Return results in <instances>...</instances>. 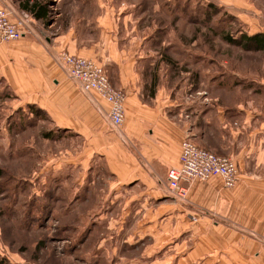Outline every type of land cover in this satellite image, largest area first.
<instances>
[{"label":"rangeland","instance_id":"rangeland-1","mask_svg":"<svg viewBox=\"0 0 264 264\" xmlns=\"http://www.w3.org/2000/svg\"><path fill=\"white\" fill-rule=\"evenodd\" d=\"M28 1L45 16L25 8ZM9 2L23 10L31 29L26 34L37 35L36 27L50 42L73 33L93 43L105 28L118 29L124 39L166 38L158 52L173 62L165 67L173 93L184 85L190 120L204 98L212 104L250 101L248 107L264 112V50L247 41L264 35V0ZM98 96H88L97 109L103 104ZM69 122L16 93L0 76V255L12 264H175L165 263L171 245L158 244L145 231L152 222L143 220V209L115 196L104 142L77 135ZM180 239L179 233L174 240Z\"/></svg>","mask_w":264,"mask_h":264},{"label":"crops","instance_id":"crops-1","mask_svg":"<svg viewBox=\"0 0 264 264\" xmlns=\"http://www.w3.org/2000/svg\"><path fill=\"white\" fill-rule=\"evenodd\" d=\"M0 4L10 7L14 19L24 13L9 0ZM32 30L38 36L25 33L0 44V76L58 120H70L77 135L104 142L115 196L143 209V220L152 222L145 231L158 244L171 245L165 263L264 264V112L248 107L250 101L212 104L204 98L190 120L184 85L173 93L165 70L173 62L158 52V44L166 48V38L124 39L118 29L105 28L103 38L93 43L73 33L50 42L36 27ZM64 50L99 62L112 84L127 94L125 121L116 133L58 64L55 56ZM186 138L234 158L236 185L228 187L213 176L191 183L185 199L175 196L167 173L179 164ZM179 233L180 241L174 240Z\"/></svg>","mask_w":264,"mask_h":264},{"label":"built area","instance_id":"built-area-1","mask_svg":"<svg viewBox=\"0 0 264 264\" xmlns=\"http://www.w3.org/2000/svg\"><path fill=\"white\" fill-rule=\"evenodd\" d=\"M27 30L31 29L23 14L14 19L10 7L0 4V44L21 39ZM55 59L85 95L95 92L102 98L105 105L96 104L99 111L114 129L120 130L125 121L127 94L112 84L106 68L92 58L66 50L56 54ZM167 176L169 190L185 199L191 183L213 176L222 177L226 186L234 187L239 179V167L231 156L216 154L186 138L179 164L171 167Z\"/></svg>","mask_w":264,"mask_h":264},{"label":"trees","instance_id":"trees-1","mask_svg":"<svg viewBox=\"0 0 264 264\" xmlns=\"http://www.w3.org/2000/svg\"><path fill=\"white\" fill-rule=\"evenodd\" d=\"M25 8L29 9V11H32L37 15V17H44L45 12L41 6H39L37 3H32L30 4L29 1L25 3L24 5ZM229 42L232 43H241L243 39L241 38L240 41H237L235 38H229L227 37ZM247 41L252 42L256 44V46L260 50H264V35L263 34H254L251 36H247ZM0 264H12L6 257L0 255Z\"/></svg>","mask_w":264,"mask_h":264}]
</instances>
